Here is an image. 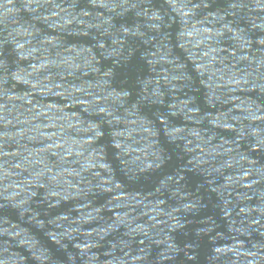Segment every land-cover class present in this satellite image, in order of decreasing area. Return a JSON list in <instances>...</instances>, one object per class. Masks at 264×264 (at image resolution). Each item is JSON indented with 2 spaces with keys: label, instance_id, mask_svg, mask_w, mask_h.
Listing matches in <instances>:
<instances>
[{
  "label": "clouds",
  "instance_id": "obj_1",
  "mask_svg": "<svg viewBox=\"0 0 264 264\" xmlns=\"http://www.w3.org/2000/svg\"><path fill=\"white\" fill-rule=\"evenodd\" d=\"M0 264H264V0H0Z\"/></svg>",
  "mask_w": 264,
  "mask_h": 264
}]
</instances>
